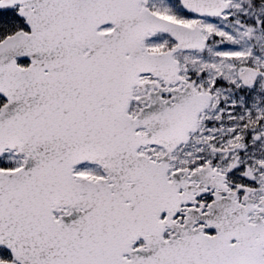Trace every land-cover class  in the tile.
<instances>
[{
  "label": "snow or ice",
  "instance_id": "6c2138e0",
  "mask_svg": "<svg viewBox=\"0 0 264 264\" xmlns=\"http://www.w3.org/2000/svg\"><path fill=\"white\" fill-rule=\"evenodd\" d=\"M0 264H264V0H0Z\"/></svg>",
  "mask_w": 264,
  "mask_h": 264
}]
</instances>
